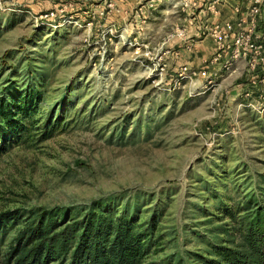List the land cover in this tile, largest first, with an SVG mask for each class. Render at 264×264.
Wrapping results in <instances>:
<instances>
[{"label": "rangeland", "instance_id": "374dc122", "mask_svg": "<svg viewBox=\"0 0 264 264\" xmlns=\"http://www.w3.org/2000/svg\"><path fill=\"white\" fill-rule=\"evenodd\" d=\"M200 12V0H0V94L41 92L0 154V212L132 203L140 223L158 217L146 259L159 263L238 244L240 206L264 188V61L228 62L233 23L204 26ZM18 230L0 234V264Z\"/></svg>", "mask_w": 264, "mask_h": 264}, {"label": "trees", "instance_id": "16d2710c", "mask_svg": "<svg viewBox=\"0 0 264 264\" xmlns=\"http://www.w3.org/2000/svg\"><path fill=\"white\" fill-rule=\"evenodd\" d=\"M17 86L11 83L0 94V154L22 139L41 95L33 82ZM260 196L264 199V188L240 206L241 241L213 244L207 255L195 252L198 260L192 264H264ZM227 210L236 217L237 210ZM155 215L142 224L139 207L113 198L95 200L82 211L73 206L36 212L13 209L0 212V234L19 226L8 251L7 262L12 264H170L169 259L161 263L146 259L156 243L159 220Z\"/></svg>", "mask_w": 264, "mask_h": 264}, {"label": "built area", "instance_id": "2783aa9c", "mask_svg": "<svg viewBox=\"0 0 264 264\" xmlns=\"http://www.w3.org/2000/svg\"><path fill=\"white\" fill-rule=\"evenodd\" d=\"M250 2L251 20L249 26L236 31L225 50L228 62L234 63L241 59H248L254 68L257 62L264 61V0H250ZM227 26L232 29L231 25ZM227 33L221 28L214 31L215 36L221 40L229 37ZM221 57L222 55H219L218 59Z\"/></svg>", "mask_w": 264, "mask_h": 264}, {"label": "crops", "instance_id": "0c3cea01", "mask_svg": "<svg viewBox=\"0 0 264 264\" xmlns=\"http://www.w3.org/2000/svg\"><path fill=\"white\" fill-rule=\"evenodd\" d=\"M214 0H200L201 12L199 18L202 19V24H216L225 26L226 23H233L236 31L246 29L250 24L251 14L249 8L250 0H216L217 5H212ZM216 9L217 12L208 11L209 7ZM242 24V25H241ZM200 42L203 47L202 55L208 54L214 50L213 39L205 36Z\"/></svg>", "mask_w": 264, "mask_h": 264}]
</instances>
